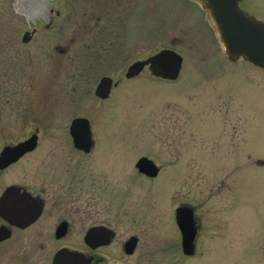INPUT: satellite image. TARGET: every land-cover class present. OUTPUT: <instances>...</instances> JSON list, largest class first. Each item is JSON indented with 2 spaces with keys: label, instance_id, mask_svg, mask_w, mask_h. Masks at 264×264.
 <instances>
[{
  "label": "rangeland",
  "instance_id": "1",
  "mask_svg": "<svg viewBox=\"0 0 264 264\" xmlns=\"http://www.w3.org/2000/svg\"><path fill=\"white\" fill-rule=\"evenodd\" d=\"M127 4L0 0V117L18 121L20 139L35 128L42 134L41 154L13 175L47 151L50 180L116 229L115 242L98 251L104 264H264V68L228 59L198 0H138L131 17ZM240 5L264 20V0ZM109 11L115 25L90 23L87 33L88 19ZM27 30L35 36L25 44ZM162 49L182 55L178 80L148 69L125 77L130 64ZM104 76L120 82L101 100L95 88ZM77 116L90 120V154L74 148ZM142 157L160 167L157 177L138 172ZM181 204L196 212L193 256L182 252ZM131 236L139 244L126 255ZM14 240L2 264H40L47 253Z\"/></svg>",
  "mask_w": 264,
  "mask_h": 264
},
{
  "label": "flooded vegetation",
  "instance_id": "2",
  "mask_svg": "<svg viewBox=\"0 0 264 264\" xmlns=\"http://www.w3.org/2000/svg\"><path fill=\"white\" fill-rule=\"evenodd\" d=\"M98 1L106 2L114 0ZM117 1L122 4L128 2L123 11L125 12V16L131 17L133 14V11L131 12L133 6L131 7L130 5L136 3L138 0ZM131 1L132 3L129 5ZM242 3L243 0L241 1V4ZM109 13L110 11L107 12V16L103 14L97 16V20L89 18L86 22L87 33L91 31L90 23H93L94 29L98 30L99 28L100 30H104L107 25H110L112 20L108 22L110 20ZM248 13L251 14L250 12ZM260 20L264 21L263 19ZM111 25L115 24L113 23ZM98 30H96V32ZM26 33H29L27 42L24 41ZM34 34L35 30H27L23 34V43L32 42L35 36ZM145 69L149 70V66H145L144 70ZM180 76L181 73L178 79ZM1 118L2 117H0V200L5 199L16 208H14L12 212H9L6 207L2 206L0 208V264H2L4 245L7 247L8 244H11L12 238H15V244H31V246L35 248H40L42 251L45 250L47 253L39 256L40 264H53L56 254L64 248H71L86 253L92 257V264H104L105 258L102 257L98 251L100 248L107 246L101 245L91 248L86 240L87 233L95 228L112 230L114 232V238L110 243L111 245L117 238L116 229L112 226L110 221H100L97 219V215L91 210H83L80 208L77 200L69 196V190L66 186L58 185L50 180L47 176V151H45V153L43 152V158L37 159L32 162L33 164L26 166L22 172L13 175V172L18 169L25 159L35 154H41L39 148L41 147L42 134L39 128H35L31 129L28 133H24L20 139L18 121L16 122L15 120V122H12L10 125L9 123L5 124ZM77 118L84 117L77 116L73 118L71 124ZM70 127L69 131L71 135ZM33 138L35 145L31 147L32 149L22 153V155H17L18 149L16 147L20 143H24ZM92 138L94 144L89 152L76 148L73 141L75 150L79 153L90 154L96 145L93 133ZM32 159H35V157L33 156ZM8 180L11 181V183L7 182ZM10 188L14 189L13 193L11 195H5ZM127 240H125L123 244H125ZM63 244H81V246L79 248H72Z\"/></svg>",
  "mask_w": 264,
  "mask_h": 264
},
{
  "label": "water",
  "instance_id": "3",
  "mask_svg": "<svg viewBox=\"0 0 264 264\" xmlns=\"http://www.w3.org/2000/svg\"><path fill=\"white\" fill-rule=\"evenodd\" d=\"M211 14L221 40L230 60L238 61L241 58L256 67L264 68V21L257 19L240 7L241 0H201ZM29 33L24 36L27 42ZM183 57L172 49H163L144 60H138L130 65L126 78L138 76L145 66L153 76L165 80H176L181 72ZM112 77L104 76L100 79L95 93L101 99L110 96L113 86H117ZM71 136L76 148L89 152L94 144L90 122L86 118H77L71 124ZM34 138L20 143L16 148L17 155L32 149ZM18 157V156H17ZM136 167L139 172L148 177H157L159 167L149 158L142 157ZM13 188L5 195H11ZM6 207L12 212L14 205L5 199L0 200V208ZM176 221L182 235V250L185 255L192 256L196 251L198 225L194 209L189 205H181L176 209ZM114 238V232L105 228H95L87 233L86 240L92 248L109 245ZM138 237L131 236L124 244V252L132 255L138 246ZM96 243V244H95ZM53 264H92V257L82 252L64 248L60 250Z\"/></svg>",
  "mask_w": 264,
  "mask_h": 264
}]
</instances>
